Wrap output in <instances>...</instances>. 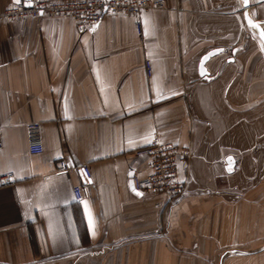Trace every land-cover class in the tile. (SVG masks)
<instances>
[{
  "label": "crops",
  "instance_id": "crops-1",
  "mask_svg": "<svg viewBox=\"0 0 264 264\" xmlns=\"http://www.w3.org/2000/svg\"><path fill=\"white\" fill-rule=\"evenodd\" d=\"M139 20L0 24V176H17L0 184V264H264V44L243 0H163ZM154 136L188 154L171 203L127 177Z\"/></svg>",
  "mask_w": 264,
  "mask_h": 264
},
{
  "label": "built area",
  "instance_id": "built-area-1",
  "mask_svg": "<svg viewBox=\"0 0 264 264\" xmlns=\"http://www.w3.org/2000/svg\"><path fill=\"white\" fill-rule=\"evenodd\" d=\"M163 7V0H31L30 6L21 3H11L0 12V24L9 22L24 23L28 18L69 17L77 30L82 32L97 24L105 15H128L135 18L137 29L140 28L139 16L146 9ZM149 69V65L147 64ZM28 148L31 153H41L44 150L42 139V124L30 122L26 125ZM2 129L0 127V149ZM136 155H146L149 158L148 172L140 176L139 172L127 173L134 192L138 196L148 194H163L171 203L182 191V181L179 175L180 166L187 159L185 148H179L171 141H163L154 136L152 142L135 151ZM66 162L61 159L57 163V172L68 170ZM84 180L90 178V168L87 164L81 166ZM24 179H28L25 177ZM17 180L15 172L10 171L0 176V184L6 185ZM77 200L81 198V188H73ZM159 206L160 204H156Z\"/></svg>",
  "mask_w": 264,
  "mask_h": 264
},
{
  "label": "water",
  "instance_id": "water-1",
  "mask_svg": "<svg viewBox=\"0 0 264 264\" xmlns=\"http://www.w3.org/2000/svg\"><path fill=\"white\" fill-rule=\"evenodd\" d=\"M248 6H249V2H248V0H243L244 18H245V21H246V23H247L249 26L253 27V28L256 30V32H257L259 38L261 39L262 43L264 44V37H262V35H261L262 33H264V30H263V28L261 27L260 24H258V23H256V22L252 21L251 19H249L248 15H247V8H248ZM217 52H218V50H211V51H209L208 53H206V54L201 58V60H200V64H199V72H200V74H205V73H206V71H205V69H204V63H205V61H206L210 56L216 54Z\"/></svg>",
  "mask_w": 264,
  "mask_h": 264
},
{
  "label": "snow or ice",
  "instance_id": "snow-or-ice-1",
  "mask_svg": "<svg viewBox=\"0 0 264 264\" xmlns=\"http://www.w3.org/2000/svg\"><path fill=\"white\" fill-rule=\"evenodd\" d=\"M15 2L17 4H19V3H21V0H15ZM24 2L30 6L31 0H24ZM261 35H262V37H264V33H262ZM229 170H231V169H229ZM89 219H90V223H91V214H90V212H89Z\"/></svg>",
  "mask_w": 264,
  "mask_h": 264
}]
</instances>
